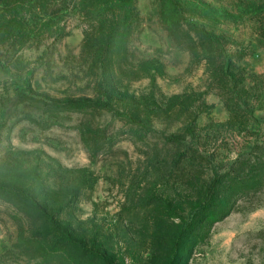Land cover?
I'll return each instance as SVG.
<instances>
[{
    "label": "rangeland",
    "instance_id": "374dc122",
    "mask_svg": "<svg viewBox=\"0 0 264 264\" xmlns=\"http://www.w3.org/2000/svg\"><path fill=\"white\" fill-rule=\"evenodd\" d=\"M134 1L137 16L127 20V5L117 6L122 30L109 43L97 27L115 23L99 16L111 7L96 0L64 11L58 0H0V264H101L58 253L27 217L25 197L61 214L75 240L107 262L162 264L152 242L162 250L171 241L191 198L175 182L177 150L165 138L191 128L209 174L264 142V14L247 11L264 0H177L217 34L209 60L169 36L163 0ZM79 97L89 109L54 105ZM232 203L182 264H264V191Z\"/></svg>",
    "mask_w": 264,
    "mask_h": 264
},
{
    "label": "trees",
    "instance_id": "16d2710c",
    "mask_svg": "<svg viewBox=\"0 0 264 264\" xmlns=\"http://www.w3.org/2000/svg\"><path fill=\"white\" fill-rule=\"evenodd\" d=\"M86 1L87 0H58L56 5L60 6L61 10L64 11L69 8L70 2L81 7ZM103 4L110 6L111 9L108 10V12L101 10L99 13L100 18L103 17L108 20L107 16H111L115 23L113 22L110 24V27L107 28L108 32H105V23H100L97 27V39L102 40L104 37L109 43H112L122 30V21L127 20L131 16H137L134 6L135 1L96 0V6H101ZM120 4L127 5V13L122 21H117L118 16L115 14L117 6ZM163 5L167 9L166 11H162L159 15L164 18L167 25L166 31L169 36L174 41L178 42L180 46H185L184 44L187 42L190 43L191 46L188 50L191 54H196L195 50L200 49L205 53V59L209 60L212 53L211 50H215L216 46H219L217 34L214 31L204 29L202 24L195 22L199 21V18L193 17L189 12L185 13L182 11L177 0H163ZM237 7V11H239V6H236V8ZM208 8L212 15L214 10H217V8L214 9L211 4L208 5ZM247 11H249L250 14V11H252L254 15L264 14V6H253ZM57 14V12L52 13L54 16ZM186 16L189 18H186ZM98 22L102 21L99 19ZM258 33V37L262 39L260 43L264 45V24L258 29ZM219 68L222 70L223 65ZM90 102L91 101L88 99L79 97L63 101L56 100L54 101V105L62 106V109L84 110L90 108ZM97 105L104 106L105 103L97 102L96 106ZM235 105L236 104H234V107H236ZM226 106L230 112V117H233L235 114L234 109L227 103ZM130 121L133 123L137 122L136 119L131 118ZM185 134V136H176L172 134L168 138H165V145L177 150L175 156L177 171L175 182L180 186L186 185L187 188L190 189L191 198H188L184 206H180L178 216H174L178 218L179 224L176 225L171 241H169L166 246L164 245L162 250H157L159 246L154 243L155 240L152 242L150 254H160L162 264H182L186 262L188 258L193 255L196 247L203 243L205 234L202 230L206 228L207 222L212 219L213 221L211 222H216L221 219L219 218L220 214L216 216V213H218V211L220 212L228 205L229 198H233V203L231 204V208H229L232 209L238 201L249 197L251 194L255 195L264 191V142H261V144L253 148L254 151L249 159L243 160L238 158L235 160L233 162V167L230 168L228 172L222 174L213 172L209 174V170L206 166V164H208L207 157L201 152L199 143L193 139V130L187 128ZM186 136L190 137V140H186ZM2 189L7 191V189ZM217 200H219V202L214 204ZM7 201L10 202V200ZM23 201L30 212L27 217H33L35 221H38L44 226L45 229L43 231H45L50 240L54 241L58 253L63 254L65 257H67V253L70 251L78 253L81 257H85L87 255L86 253H89V255L98 256V258L101 259V264L102 262L103 264H113L112 262L105 261V255L101 252L86 251L81 241L75 240L74 231L69 224H66L61 214L48 212L39 202L34 201L30 197H25ZM229 212L230 210L227 213ZM159 216L161 219L168 218L167 214L164 215L161 213ZM156 233L158 234V232ZM161 236L163 237L162 232ZM190 239L193 240L191 246ZM53 251H55V249H53ZM83 252L85 254H83ZM96 260L97 259H94V261Z\"/></svg>",
    "mask_w": 264,
    "mask_h": 264
}]
</instances>
